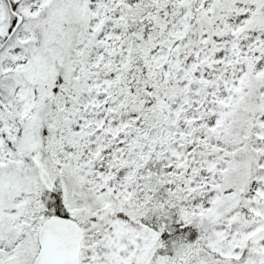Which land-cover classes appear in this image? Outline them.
<instances>
[{
    "label": "snow or ice",
    "instance_id": "6c2138e0",
    "mask_svg": "<svg viewBox=\"0 0 264 264\" xmlns=\"http://www.w3.org/2000/svg\"><path fill=\"white\" fill-rule=\"evenodd\" d=\"M0 264H264V0H0Z\"/></svg>",
    "mask_w": 264,
    "mask_h": 264
}]
</instances>
